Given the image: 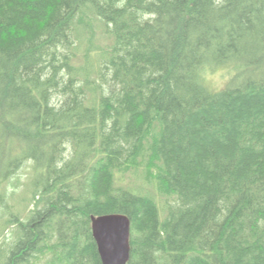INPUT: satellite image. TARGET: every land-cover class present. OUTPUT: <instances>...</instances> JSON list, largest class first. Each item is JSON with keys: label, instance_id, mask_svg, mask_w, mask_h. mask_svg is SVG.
Here are the masks:
<instances>
[{"label": "trees", "instance_id": "1", "mask_svg": "<svg viewBox=\"0 0 264 264\" xmlns=\"http://www.w3.org/2000/svg\"><path fill=\"white\" fill-rule=\"evenodd\" d=\"M110 213L127 264H264V0H0V264Z\"/></svg>", "mask_w": 264, "mask_h": 264}, {"label": "water", "instance_id": "2", "mask_svg": "<svg viewBox=\"0 0 264 264\" xmlns=\"http://www.w3.org/2000/svg\"><path fill=\"white\" fill-rule=\"evenodd\" d=\"M90 222L101 264H127L130 251L128 217L120 213L91 215Z\"/></svg>", "mask_w": 264, "mask_h": 264}, {"label": "rangeland", "instance_id": "3", "mask_svg": "<svg viewBox=\"0 0 264 264\" xmlns=\"http://www.w3.org/2000/svg\"><path fill=\"white\" fill-rule=\"evenodd\" d=\"M222 75H227V74L221 73V71H217L215 73L208 74L207 78H206L207 83L212 87H216V88L222 87L225 83V80H226V77H223ZM28 171H29V165H27V168L26 167L22 168V170L20 171L19 180H20L21 184H23L26 181L27 176L29 174ZM20 192H22V187L19 190V193Z\"/></svg>", "mask_w": 264, "mask_h": 264}, {"label": "bare ground", "instance_id": "4", "mask_svg": "<svg viewBox=\"0 0 264 264\" xmlns=\"http://www.w3.org/2000/svg\"><path fill=\"white\" fill-rule=\"evenodd\" d=\"M124 215V214H123ZM126 216V215H125Z\"/></svg>", "mask_w": 264, "mask_h": 264}]
</instances>
